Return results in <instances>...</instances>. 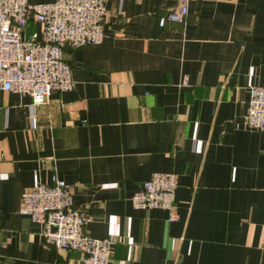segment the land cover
Masks as SVG:
<instances>
[{
	"label": "crops",
	"instance_id": "0c3cea01",
	"mask_svg": "<svg viewBox=\"0 0 264 264\" xmlns=\"http://www.w3.org/2000/svg\"><path fill=\"white\" fill-rule=\"evenodd\" d=\"M181 2L186 23L160 28ZM105 6L102 42L64 53L71 90L40 105L0 91V264H82L21 211L53 177L85 234L112 241L110 264H264V132L246 126L249 89L264 88V0ZM157 173L176 176L173 222L130 203Z\"/></svg>",
	"mask_w": 264,
	"mask_h": 264
},
{
	"label": "built area",
	"instance_id": "2783aa9c",
	"mask_svg": "<svg viewBox=\"0 0 264 264\" xmlns=\"http://www.w3.org/2000/svg\"><path fill=\"white\" fill-rule=\"evenodd\" d=\"M106 0H48L30 4L28 0H0V91L31 99L33 105L73 88L72 70L64 59L68 49L98 45L104 38ZM188 9L181 2L160 17L163 28L184 25ZM32 21L39 31L25 36ZM185 84V82H184ZM246 126L264 132V88L249 89ZM176 176L153 174L130 198L135 210H164L168 221L176 220ZM21 211L41 228L44 244L67 253H78L82 264H110V239L88 237L87 216L74 206L69 186L53 177L50 186L38 184L21 194Z\"/></svg>",
	"mask_w": 264,
	"mask_h": 264
}]
</instances>
